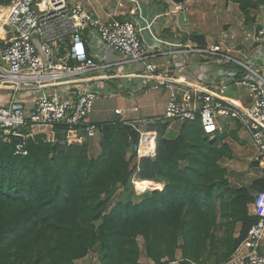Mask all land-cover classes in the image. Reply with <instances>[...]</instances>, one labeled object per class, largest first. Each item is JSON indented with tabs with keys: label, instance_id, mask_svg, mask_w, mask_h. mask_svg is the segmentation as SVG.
<instances>
[{
	"label": "trees",
	"instance_id": "16d2710c",
	"mask_svg": "<svg viewBox=\"0 0 264 264\" xmlns=\"http://www.w3.org/2000/svg\"><path fill=\"white\" fill-rule=\"evenodd\" d=\"M224 2L237 3L249 25L256 21L250 11L264 9V0ZM187 38L193 45L208 44L204 35ZM97 126V156L89 154L88 142H61L65 126L55 128L54 142L26 137L0 143V264H74L95 247L99 264H139L134 233L141 228L146 248L159 249L158 231L167 225V249L150 253L152 259L171 264L161 258L173 255L181 238L180 264L199 262L217 225L216 192L223 252L214 264L231 256L258 219L248 206L264 193V177L230 186L220 160L231 154L221 135L205 133L199 117L183 121L171 138L169 121L139 129L112 122ZM132 179L159 181L163 189L136 203L118 200L108 210L111 194Z\"/></svg>",
	"mask_w": 264,
	"mask_h": 264
},
{
	"label": "built area",
	"instance_id": "2783aa9c",
	"mask_svg": "<svg viewBox=\"0 0 264 264\" xmlns=\"http://www.w3.org/2000/svg\"><path fill=\"white\" fill-rule=\"evenodd\" d=\"M168 1L179 15L191 0ZM0 23V143L22 141L37 133H45L46 140L54 142L59 126L66 127L61 142L68 145L99 139L97 123L89 119L93 104L114 93L97 84L106 78L126 79L131 88L144 92L164 90L168 100L163 113L151 117H128L127 112L139 111L135 104L115 108L112 123L139 129L153 121L199 117L203 131L213 135L218 130L217 117H232L249 134L255 148L252 159L258 176L264 177V23L245 29L239 41L234 33L223 31L221 42L172 50L145 47L133 14L124 20H101L72 0H10L5 13L0 7ZM93 42L121 53L125 61L139 63L140 71L111 72L119 62H97L88 50ZM236 46L245 57L232 53ZM190 53L210 57L219 66L238 65L244 75L215 83L176 75L171 58ZM246 53L253 55V63L247 61ZM235 87L245 89L247 105L228 96ZM250 204L257 221L231 256L219 264H264V193Z\"/></svg>",
	"mask_w": 264,
	"mask_h": 264
},
{
	"label": "crops",
	"instance_id": "0c3cea01",
	"mask_svg": "<svg viewBox=\"0 0 264 264\" xmlns=\"http://www.w3.org/2000/svg\"><path fill=\"white\" fill-rule=\"evenodd\" d=\"M81 3L85 9L92 11L95 17H98L101 20H107L109 18H115L117 20L127 19L131 14L138 25L139 33L141 39L147 48L157 49H177L181 47H185L187 45H192L188 40V36L186 34L179 33L182 29L178 30L173 22L171 21V16L175 14L173 13L172 6L168 0H150V1H140V0H72ZM9 0L6 2L0 3L1 12H6V6L8 5ZM188 4V3H187ZM177 14V13H176ZM185 15V12H184ZM256 23H264V9L261 8V14L258 13L255 15ZM181 15L177 14V24L180 22ZM173 24V25H172ZM253 24V25H254ZM253 25H249L248 28ZM180 26V24H179ZM247 29V27L243 28V31ZM243 31L236 38L239 40L242 39ZM3 32V27L0 23V36ZM90 43L89 41H87ZM92 43V42H91ZM212 44V43H209ZM89 53L94 56L97 62H119V64L112 68L111 72L128 74V73H137L141 69V65L137 62L125 61L124 56L114 50L107 49L103 45L99 43L93 42L92 46L88 48ZM232 53L240 56L239 48L236 46ZM245 57V55H241ZM247 61L249 63H253L254 57L251 53H246ZM157 61H163L161 58H158ZM174 72L176 75L184 77L190 81L199 82V83H215L220 79L226 78H238L244 75L242 72V68L235 64H227L220 67H217L216 63L207 56H202L198 54H183V55H174L171 58ZM204 75V73H206ZM203 80L204 82H200L199 80ZM97 87L101 90L106 91L107 93H114L112 96L116 95L124 96L129 99L136 98H144V102L139 106V111L134 112L135 115L128 116L130 118H143V117H151L154 115L162 114L167 100L168 94L164 90H147L144 92L143 90H138L131 88L128 85L126 79H103L98 84ZM228 96L233 100H239L243 104H248L249 100L246 95V91L243 87H235L231 88L228 92ZM136 105V104H135ZM118 108V107H115ZM114 108V109H115ZM112 116L103 117L102 114H97L92 112L89 119L95 123L102 122H112L116 115L112 111ZM181 122V121H180ZM219 122V121H218ZM228 128L223 131L219 125L218 130L216 131L219 135L223 137V141L226 142L230 147V142L228 141V135H233L236 139L240 138L247 149L252 148V153L246 152L249 156L248 159L251 160L255 153V148L252 142L248 145L244 140V135L241 131L243 127L240 122L235 120L232 117H229L228 120ZM226 122V123H227ZM179 129H176L171 122L166 131V136L174 137L177 135ZM238 138H237V136ZM98 139V138H97ZM250 140V139H249ZM89 148L91 140L88 141ZM251 145V148H250ZM99 152V147H98ZM253 160V159H252ZM256 164V163H255ZM249 212L251 210L250 204L248 206Z\"/></svg>",
	"mask_w": 264,
	"mask_h": 264
},
{
	"label": "rangeland",
	"instance_id": "374dc122",
	"mask_svg": "<svg viewBox=\"0 0 264 264\" xmlns=\"http://www.w3.org/2000/svg\"><path fill=\"white\" fill-rule=\"evenodd\" d=\"M261 14V9L259 10H251L250 17L254 14ZM178 14V13H177ZM177 14H173L171 16V21L173 24L178 27V30L181 28L182 30L179 33L186 34V37L190 34H200L204 35L207 39V43H217L221 42V35L223 31H230L232 33L240 34L243 31V28L249 27V21H247L245 15L240 11L238 4L233 2H224V0H191L188 2L186 6L185 15L181 13L180 18V26L177 24ZM172 24V25H173ZM228 44L229 42H224ZM220 67V66H217ZM204 73V75H206ZM200 82H204L202 79ZM144 102V98H136L135 100L125 98L120 94V96L116 95L114 97H103L97 99L93 104V110L95 113L102 114L103 117L112 116V111L115 107H119L122 109L129 108L131 104H142ZM127 116L135 115L136 113L129 111L126 113ZM228 118L227 117H217V122L219 127L225 131L228 128ZM176 128L179 129L182 122L179 120H171L169 123ZM227 122V123H226ZM241 131L244 135L245 142L249 145L251 142L249 134L242 127ZM228 141L230 142L229 152L230 157L224 156L220 160V164L227 171L226 177L228 179V183L230 186H240V185H249L253 179L259 177L256 169V164L254 160H249L246 152L252 153V148L247 149V147L241 143L240 138H237L233 135H228ZM168 137V136H167ZM171 138V137H170ZM213 140V137H210ZM19 149L21 145L18 146ZM98 147H99V139H92L89 148V154L91 156L98 155ZM131 151L129 150L127 153V157L131 155ZM136 160H133L135 162ZM185 163H182V166ZM163 189V185L159 181L155 180H139L132 179L128 187H119L115 190L114 193L111 194L110 206L108 210L112 208V206L118 201L122 200L123 202H127L132 200L133 202H139L142 198L148 197L153 191H160ZM105 197V195H103ZM215 205L217 210V219L216 224L212 230L211 238L208 237L206 239V248L202 253L201 259L199 262L192 263H201V264H214V260L217 257H221L223 252V247L221 246V238L223 236V229L219 227V197L218 192L215 193ZM250 208H252L250 204ZM252 211V210H251ZM166 227H162L158 231L157 242H159V249L155 246L151 247L149 251L146 248V242L144 236L142 234L141 228H139L135 233V239L137 242V247L139 250V264H158L151 257V254H158L160 251H165L167 249V245L169 244V234ZM152 230L150 231V235L152 236ZM237 234V231L235 232ZM183 244V240L179 238L177 246L174 250L173 255H167L161 258V262L166 263H181L183 259L181 246ZM151 253V254H150ZM204 261L205 263H203ZM207 262V263H206ZM74 264H99V256L97 254V247L94 250L90 251L88 254L83 256L82 258L76 259Z\"/></svg>",
	"mask_w": 264,
	"mask_h": 264
},
{
	"label": "water",
	"instance_id": "95a60500",
	"mask_svg": "<svg viewBox=\"0 0 264 264\" xmlns=\"http://www.w3.org/2000/svg\"><path fill=\"white\" fill-rule=\"evenodd\" d=\"M171 1L174 3H183L184 2V0H171ZM32 138L34 140H38V139L46 140V134L45 133H37V134H34L32 136Z\"/></svg>",
	"mask_w": 264,
	"mask_h": 264
}]
</instances>
